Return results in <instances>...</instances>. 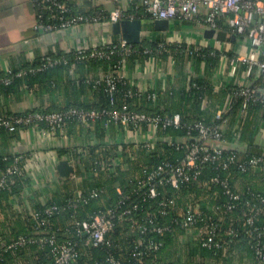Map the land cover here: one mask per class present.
Listing matches in <instances>:
<instances>
[{
	"label": "trees",
	"instance_id": "1",
	"mask_svg": "<svg viewBox=\"0 0 264 264\" xmlns=\"http://www.w3.org/2000/svg\"><path fill=\"white\" fill-rule=\"evenodd\" d=\"M33 1L37 13L43 15L42 17L37 15L38 24L43 29L48 25L58 26L64 19L78 15H100L102 19L108 18L107 12L103 9H87L74 1L60 0L67 4L69 10L66 12L45 8V4L52 2ZM128 12L133 13L134 17L153 19L144 7L133 8ZM228 16L229 14H225L222 18L218 17V23H225ZM60 17H63V20ZM112 23L108 22V25L111 27ZM226 26L228 27L229 24L221 30L222 35L232 31L226 29ZM114 41L118 43L119 39ZM160 41V39L155 41L143 39L138 44H132L136 50L127 56V61L146 57L148 49H160ZM197 54L205 57L217 56L216 52L211 54L210 50L205 49ZM49 55L56 62L45 65V59L41 57L35 63L24 67L22 75H17L18 71L14 70L8 83L4 81L5 75L0 76V95L8 98L18 96L25 90L48 94L53 99L50 107L30 108L19 112L7 111L0 107V117H25L34 112L47 114L67 111L70 107L96 109L102 113L89 121L87 133L98 136L102 142L109 127L117 124L111 120L108 113H104L106 110L121 108L127 103L132 110L160 115L163 118L172 116L153 105L148 95L132 87L126 78L118 79L113 95L114 102L111 101L109 86L106 82H97L96 72L99 69L113 70L114 66L119 64L124 55L117 48L109 56L103 57L90 54L77 56L63 50L52 51ZM73 68L76 69L77 75L70 77L69 72ZM130 88L135 92L134 95H128ZM237 90L238 86H232V94ZM211 91L212 87L205 81L197 79L190 90V95L201 98ZM60 95L67 99L64 106L57 102ZM243 101L242 96L234 95L230 110L224 114L225 122L229 127L223 138L230 139L232 135L238 134L241 140L250 142V148L246 152H237L243 159L264 156V145L253 142L255 125L264 121V103L260 100L248 102L246 111L250 114L246 119L244 118L243 124H238L234 129L237 117L242 114ZM200 120L212 124L221 121L217 118L208 121L198 115L183 117L178 125H165L161 121L158 125L160 135L186 136L187 132L191 131L190 138L180 144L159 141L153 149L142 148L137 153L134 152L133 158L127 155L125 148L129 146L122 143L120 146L123 147V159L122 164L119 165L114 163L119 155V144L101 143L87 146L84 150L85 159L78 162V171L81 173L86 171L87 175L89 174V179L83 184L84 188L79 189L82 198L85 199L83 201L76 196L78 190L68 185L65 190L58 188L53 191L54 195L46 201L41 199L44 192L38 191L36 198L31 201L36 214L32 213V210L24 212L13 210L12 205L15 204L13 198L22 194L33 180L25 172L11 174L9 177L13 182L9 181L8 185L0 188V237L5 243H10L22 235L30 240L24 245L8 250L0 249V264H55L54 244L51 238L57 242L68 241L76 249L78 254L73 264H112V257L122 260L123 264H185L179 260L181 249H186L185 253L188 255L186 264L229 262L236 255H233L232 251L256 258L261 262L254 249L257 240L250 237L247 231L249 224L246 213L251 210H262L255 216V225L264 228V163L255 168L242 170L238 162L225 166L223 161H204L198 168L191 167L187 170L189 180L181 182L179 188L171 183H159L157 177L158 193L155 197L148 196V187L140 184L134 176L136 174L137 177H145L146 170H154L166 162L174 166L179 164L186 157L191 144L198 139L199 131L195 124ZM109 121H111L110 126H107L106 123ZM35 122L41 129L50 127L45 119H37ZM82 124L84 123L76 116L67 115L65 124L56 134L63 130L74 132L78 125ZM27 127L28 125L23 123L17 124V128L11 131L5 126H0V143L6 144L10 139L19 136L20 131ZM82 131L84 132L83 126ZM57 152L60 158L79 155L75 148H58ZM229 152L230 150L226 154ZM23 155L19 161H16L15 154L0 153V174L16 163L23 165L24 158L29 154ZM163 175L167 177V173ZM214 176L226 180L227 185L222 182L209 183L208 181ZM118 188L122 189V194L118 192ZM227 188L238 193L239 198L231 197L226 191ZM93 189L98 190L96 195H92ZM70 200L76 204L72 205ZM199 204L200 212L196 214L197 220L193 225L202 230V235H206V226L214 223L220 224L224 231L234 228L238 231V235L233 238L221 235L219 238L224 241L222 247L203 246L201 240L194 238L190 227L181 224L186 211L195 210ZM53 205L57 208L48 212L46 209ZM109 209L114 210L115 214L126 209L131 211L124 215L122 220L116 218V224L106 234L105 242L92 245L89 242V235L81 232L78 222L91 220L99 212H107ZM159 226H167L169 229L163 232L153 229ZM187 232L190 233V238H186V243L182 245L181 236ZM149 242H152L153 246H148Z\"/></svg>",
	"mask_w": 264,
	"mask_h": 264
},
{
	"label": "crops",
	"instance_id": "2",
	"mask_svg": "<svg viewBox=\"0 0 264 264\" xmlns=\"http://www.w3.org/2000/svg\"><path fill=\"white\" fill-rule=\"evenodd\" d=\"M74 1L85 8H99L109 12L120 3L112 0H66ZM122 7L130 9L128 0H122ZM207 13L206 7L200 8V14L196 18L175 17L170 20V28L167 31L156 30L153 19H143L142 40H161L160 49H148V55L139 60H128L125 68V78L132 87L148 95L152 104L164 110L167 115H179L183 117L203 116L208 121L217 118V110L222 108L225 114L230 110L234 100L232 86L246 84L250 79L245 76L247 65L238 59V56H248L255 49L247 39L241 38L231 26H226L229 30L222 35L221 30L227 23H221L211 36L207 34L210 29L205 24L203 17ZM37 9L33 0H0V76L8 75V71H24V67L35 63L39 58L55 50L65 51L66 47L74 45L77 39L86 43H94L100 39H121L112 31V26L108 22L104 24H83L61 30L43 29L38 24ZM223 15L219 16L222 18ZM225 29V30H226ZM152 39H149V37ZM202 45L205 50H210L211 54L217 56L205 57L197 53H192L189 48ZM107 69H99L96 75L99 76ZM70 77L77 75L76 69H71ZM4 76V77H5ZM197 79L205 81L212 87L211 93L201 98H194L190 95V90ZM155 94V98H153ZM52 96L42 93L24 91L18 96L5 98L0 95V107L11 112H19L30 108H48L52 104ZM59 105H66L67 99L60 95L57 100ZM250 113L242 110L237 117L235 127L243 124ZM245 118V119H244ZM238 121V122H237ZM84 132H81V127ZM89 125H78L74 132L63 130L58 134L41 133L34 127H27L20 131L19 136L0 143V153H27L34 151L41 152L39 168H35L31 184L24 189L23 193L13 199V210H33L32 199L38 191H43L41 199L46 201L54 195L56 189L65 190L69 185L79 192L84 182L89 179L86 171L81 173L78 166L75 171L78 178L70 177L62 179L57 173L56 166L61 159H68L75 162V157L60 158L58 148L74 149L75 147H87L92 144L128 142L134 134L142 135L141 138L149 139L153 133L158 132L155 127H144L140 131L127 128L122 125L110 126L108 133L102 140L96 135L87 133ZM256 126V133L253 138L254 144L264 145V121H260ZM229 125L227 124V130ZM226 130V131H227ZM261 134V140L257 141V136ZM238 134L232 135L231 141H238ZM241 143L249 141L241 140ZM89 144V145H88ZM120 149V148H119ZM118 149V154H119ZM86 154V153H84ZM122 158V156H121ZM122 162V159H121ZM122 164V163H120ZM43 171V172H42ZM41 172L43 174H41ZM134 176L137 177L136 174ZM264 180V179H263ZM264 182V181H263ZM182 245L186 243V238H190V233L182 235ZM184 248V246H182ZM179 248V247H178ZM186 249L179 255V260L186 264L188 255ZM229 262L216 264H264L256 258L240 255L239 252Z\"/></svg>",
	"mask_w": 264,
	"mask_h": 264
},
{
	"label": "built area",
	"instance_id": "3",
	"mask_svg": "<svg viewBox=\"0 0 264 264\" xmlns=\"http://www.w3.org/2000/svg\"><path fill=\"white\" fill-rule=\"evenodd\" d=\"M112 1L115 3H120L121 6L117 5L115 8L107 12V19H102L103 17L100 15H78L71 18H66L64 20L63 17H60L61 20H63L60 25H48L45 27V29L61 30L83 24H104L107 21L114 22L123 18H134L133 13L128 11L139 7L146 8V10L150 12L154 19H170L178 16L192 19L199 16L200 8L204 6L207 9V13L203 17L205 24L208 28L217 30L219 29L220 25L218 23V17L229 14L227 18L229 26L233 27L234 31L241 38L247 39L255 49L248 56H238V59L247 65L244 74L250 80L246 84L238 86V90L234 95L243 97L244 111H246L248 102L251 100H260L264 103V0H128L130 4L129 10H126L122 7V0ZM43 2H52V4H45V8L49 10L59 9L62 12L69 10L67 4L60 0H43ZM37 15L38 17L43 16L42 13H38ZM149 39L153 40L152 36L151 38L149 37ZM160 44L164 45V43L161 42ZM116 48L121 50L124 58L121 59L119 64L114 66L113 70H108L107 72L99 75L97 79L98 83L106 82L109 86L112 102H114L113 95L117 88L118 79L125 78L127 56L136 50L135 47H133L132 44L125 42L123 39H120L117 43L112 39L102 38L94 43H86L83 40L77 39L74 45L72 44L70 47H66L65 49V52L74 53L77 56L90 54L91 56L103 57L109 56L116 50ZM204 49L205 48L202 45H196L194 48H189V51L192 53H199ZM44 59L46 62L45 65L56 62V60H54L49 55V53L44 56ZM8 73L9 74L4 77V81L6 83L11 81V75L13 71L9 70ZM23 73V70L16 72L17 75H22ZM138 91L141 92L140 90ZM134 94L135 92L132 88H130L128 95ZM153 95V98H155V94ZM101 113L102 112L96 109L70 107L67 109V111L50 112L47 114L34 112L33 114L25 117L11 118L2 116L0 117V126H5L9 130L13 131L17 128V124L23 123L28 125V127H34L38 129V131L43 134H56L57 130L65 124L67 115L76 116L82 123L88 125L91 119L100 116ZM104 113H108L111 117V120L117 124L127 128L135 129L136 131H140L144 127H155L158 129V125L161 121H163L165 125H178L182 120L179 115L166 116L163 118L160 115H151L147 112L132 110L127 103L123 104L121 108L106 110ZM224 114V109L220 108L217 110V119L221 120L218 123L212 124L203 120L196 122L195 126L199 131L198 139L194 144H191L186 157L181 160L179 164L174 166L166 162L159 165L154 170H146L145 177H136L140 184L148 187V196L155 197L158 193L156 184L157 177L159 178V183H171L174 187L179 188L181 182L189 180V174L187 170L191 167L198 168L200 163L204 161H223L225 166H227L229 163L238 162V165L242 170H246L249 167L255 168L261 163H264V156H254L250 159H243L235 151H230L229 154H226L228 150L217 145V142L224 140L223 136L227 130ZM37 119H45L50 124V127L48 129L39 128L35 122ZM110 122L111 121L107 122L106 125L110 126ZM190 134L191 131H188L186 136H162L159 134L158 130V132L150 135L151 137H149V139H143L141 138L142 135L135 133L128 142H124L123 144L129 146L125 149L127 151V155L133 158L134 152L137 153L142 148L153 149L155 144L159 141L180 144L189 139ZM236 140L240 141L239 136H237ZM85 148L86 147H75V149H77L79 152V155L75 157V162L78 163L79 161L85 159ZM119 148V155L114 162L118 165L121 163V159H123V147L120 146ZM23 156V153H15L16 161H19ZM41 156V152L39 151L31 152L26 158H24L23 165L16 163L12 167L7 168L5 172L0 174V188L8 185L9 181L13 182L9 176L14 173L24 174L25 172L27 175L33 178V172L35 168H39V161L42 158ZM42 172L41 174H43ZM164 173H167V177L163 175ZM71 177L78 178L79 176L74 170V172L71 174ZM208 182H222L227 185V181L222 180L218 176H214ZM226 191L234 199L239 198V194L232 191L230 188H227ZM118 192L122 194L123 191L121 188H118ZM91 193L92 195H96L98 190L93 189ZM76 196L78 199H82V201L85 200L82 198L81 191L77 192ZM70 203L72 205L76 204V202L73 200H70ZM200 206V204L197 205L195 210H187L185 217L181 220V224L184 227H190V231L194 238L201 240L203 246L222 247L224 246V241L219 238L221 235H225L227 238H233L238 235V231L236 229L230 228L224 231L222 226L217 223L206 226V235H202V230L199 227H194L193 225L197 220L196 214L200 212ZM228 207L230 208L232 206ZM56 208L57 206L53 205L49 206L46 210L48 212H52V210ZM20 211L24 212L28 210ZM130 211V209H126L118 214H115L114 210L109 209L107 212H99L91 220H84L82 222H78V224L81 226V232L83 234L89 235V242L92 245H98L106 241V234L115 226L117 221L116 218L122 220L124 215L129 214ZM261 211L262 210H251L250 212L246 213V215L247 223L249 224L247 231L250 237L257 240L254 244V249L261 263H264V228L255 225V216ZM31 212L36 214L34 209ZM153 229L163 232L169 228L167 226H159L154 227ZM29 240L30 239H28L26 236L22 235L10 243H5L0 237V249L8 250L19 245H24ZM51 242L54 244L53 251L55 254V264H73L78 254L76 249H74L68 241L57 242L51 238ZM148 246H153V243L149 242ZM111 262L112 264H123L122 260L113 257L111 258Z\"/></svg>",
	"mask_w": 264,
	"mask_h": 264
},
{
	"label": "water",
	"instance_id": "4",
	"mask_svg": "<svg viewBox=\"0 0 264 264\" xmlns=\"http://www.w3.org/2000/svg\"><path fill=\"white\" fill-rule=\"evenodd\" d=\"M153 24L156 30L167 31L170 28V20L168 18H155ZM112 31L127 43L138 44L142 40L143 19L134 17L116 20L112 23ZM215 31L216 29L213 28L207 29V34L211 36ZM261 138V134H259L257 141L261 140ZM217 145L235 152H246L250 148V145L247 143L226 139L217 142ZM77 166V162L71 163L68 159H61L56 169L60 178L69 179Z\"/></svg>",
	"mask_w": 264,
	"mask_h": 264
}]
</instances>
